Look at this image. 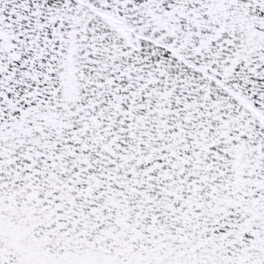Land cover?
<instances>
[{"label":"snow or ice","instance_id":"6c2138e0","mask_svg":"<svg viewBox=\"0 0 264 264\" xmlns=\"http://www.w3.org/2000/svg\"><path fill=\"white\" fill-rule=\"evenodd\" d=\"M0 264H264V0H0Z\"/></svg>","mask_w":264,"mask_h":264}]
</instances>
